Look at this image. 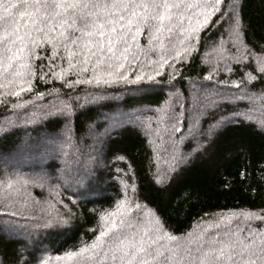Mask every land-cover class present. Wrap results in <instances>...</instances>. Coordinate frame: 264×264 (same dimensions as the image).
I'll use <instances>...</instances> for the list:
<instances>
[{
    "label": "trees",
    "instance_id": "16d2710c",
    "mask_svg": "<svg viewBox=\"0 0 264 264\" xmlns=\"http://www.w3.org/2000/svg\"><path fill=\"white\" fill-rule=\"evenodd\" d=\"M176 2L149 7L171 19L125 30L115 55L80 30L81 14L103 23L114 9H42L35 26L18 16L34 7L11 10L23 40L0 43V264H59L113 223L104 250L113 235L143 236L149 264H201L230 235L260 243L264 118L249 102L264 93V72L245 57L264 58V0ZM143 211L155 225L135 224ZM218 216L227 224L210 229Z\"/></svg>",
    "mask_w": 264,
    "mask_h": 264
},
{
    "label": "snow or ice",
    "instance_id": "6c2138e0",
    "mask_svg": "<svg viewBox=\"0 0 264 264\" xmlns=\"http://www.w3.org/2000/svg\"><path fill=\"white\" fill-rule=\"evenodd\" d=\"M182 2V0H181ZM216 3H220L221 0H215ZM19 4H23L29 7H34L35 11H18V16L21 20L27 18L31 20L33 26L38 23L33 17L37 16L41 10H44L45 15H49V9L59 8L62 5H67L68 7H76L78 5H83L87 8L90 4L94 7H99L103 5L105 8L114 9V11H109L107 13L108 19L103 23H97L95 20H89L88 14H81L80 20L82 21L81 31L86 35L98 36L100 39L96 41L100 45L101 50H103L104 45H107V51L112 55L116 54L115 45L119 44L121 41L127 43L125 35L127 31H131L132 27H136L137 33L140 30V25L142 23L148 24L149 27H155L159 31L163 27V23L166 19H171L163 11H157L154 14L149 12V7L154 9L168 8L170 5L178 6L176 0H0V7L4 8V15H0V21L5 23L11 18L12 20V30L9 32L8 28L3 29V33L0 34V43L8 40L10 36L15 35V39L11 42L15 43L16 39L23 40V36L16 35L20 30V21L15 17H10L11 10L13 8H18ZM137 8H143V12L137 13ZM58 15L59 13H55ZM155 23H149V22ZM42 22V18L41 21ZM208 22L207 15H205L204 24ZM107 25V26H106ZM27 27V20L23 25ZM203 26V25H202ZM26 35L28 33H25ZM10 51V49H8ZM129 49L126 47L121 52V55L127 59L125 55ZM142 77L137 76L136 80H141ZM123 202H121L122 204ZM119 212L109 213V216H116ZM248 216L254 215V213H248ZM102 219H107V217H102ZM264 219V217H261ZM157 224L159 220L157 219ZM115 229V224L113 223L112 228L105 231H101L99 235L89 244L84 243L75 248L67 249L62 255L54 257V259L59 262V264H105L106 260L109 258V253H111L110 259L113 261L119 260L120 264H149L146 259L147 256L152 255L149 252V248L152 247L151 244L148 247H144L143 236L139 241L136 240L135 235L129 238L128 236H121L120 234L113 235L111 237V244L108 249L104 250L105 240L104 237L109 236L110 232ZM146 235V234H145ZM171 241L179 240V237L165 233ZM262 238L260 243L257 244L255 239L249 241L248 238L241 239L239 237L232 238L231 235L229 239L222 240L220 242L213 241V247L201 253L202 260L201 264H264V233L261 234ZM155 243V241H153ZM119 254V255H117ZM156 255H163L157 249ZM53 259V258H49ZM167 260L168 257H165ZM47 264V262H45Z\"/></svg>",
    "mask_w": 264,
    "mask_h": 264
},
{
    "label": "rangeland",
    "instance_id": "374dc122",
    "mask_svg": "<svg viewBox=\"0 0 264 264\" xmlns=\"http://www.w3.org/2000/svg\"><path fill=\"white\" fill-rule=\"evenodd\" d=\"M215 5V4H214ZM210 10V9H209ZM206 13L208 12V11H205ZM209 13V12H208ZM209 15H211V16H207V20H210V18L212 17V14H211V12L209 13ZM235 17V16H234ZM233 27L229 30V32H228V36H227V39L225 40L224 39V41H222V43L221 44H218V47H216V49H213V51H214V55L213 56H211L210 58H212V59H214L215 61H216V56L218 55V53L219 52H221V51H229V49L231 48L230 46H228V44L236 37V30L234 29V32H235V35H234V32H233ZM219 43V42H218ZM232 53V52H231ZM218 57V56H217ZM245 58H247V59H249V60H252L253 62H255V60H256V65H257V68L260 70V71H262V72H264V64H262V61H264V58L263 59H261V58H256L255 57V59H251L250 58V56H248V57H245ZM261 60V61H260ZM254 97V98H253ZM252 98H251V100L250 101H252L253 102V100H255L253 103L252 102H249V103H251V112H254L253 114H255V113H258V114H260L261 115V113H262V118H264V111H262V110H264V107H262V105L264 106V93L263 94H260L259 96H253ZM258 101V102H257ZM258 103L260 104V106H259V108H258ZM256 116H258V115H256ZM260 122L263 124L264 123V119L262 120V119H260ZM137 218L135 217V216H132V217H134L135 219H136V223L135 224H138V223H143V222H141L142 221V219H143V221H144V225H146V223L148 224V225H150V224H152V225H155V221H154V218L152 217V215L151 214H149V215H147L146 214V212L145 211H143L142 212V214L141 213H137ZM145 216L146 217H148V219H147V221L145 222ZM138 220V221H137ZM221 221H223V222H221ZM229 221L230 222H228V223H233V224H235V226L238 228V226H237V224H239V223H244V218H241L240 216H235V217H230L229 218ZM106 224H109V225H111L112 224V222H110L109 221V219H106L105 220V225ZM227 224V221H225L222 217H216V223H213L212 225H214V227L213 228H210V229H212V230H214V229H217L218 230V227H222V226H225ZM241 232H242V230L243 229H240V228H238Z\"/></svg>",
    "mask_w": 264,
    "mask_h": 264
}]
</instances>
